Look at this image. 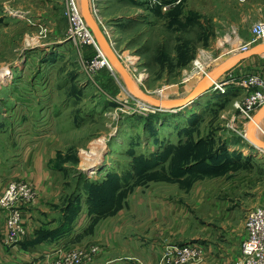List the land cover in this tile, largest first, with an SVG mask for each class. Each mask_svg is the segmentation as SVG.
I'll list each match as a JSON object with an SVG mask.
<instances>
[{"label":"rangeland","instance_id":"rangeland-1","mask_svg":"<svg viewBox=\"0 0 264 264\" xmlns=\"http://www.w3.org/2000/svg\"><path fill=\"white\" fill-rule=\"evenodd\" d=\"M87 5L143 94L185 99L200 82L205 91L176 111L160 109L132 93L81 0H0V193L25 179L34 152L47 146L51 195L40 203L57 220L44 228L59 230L67 208L64 226L78 231L73 243L128 226L160 247L149 264H210L206 246L224 229L219 221L244 225L264 197V152L248 139L264 143V128L239 118L235 103L250 91L249 76H264V57L236 60L250 50H235L258 11L249 0ZM213 81L226 83L225 94ZM84 241L58 248L97 246L86 263L95 264L100 246ZM187 246L198 250L184 262L171 259Z\"/></svg>","mask_w":264,"mask_h":264},{"label":"crops","instance_id":"crops-1","mask_svg":"<svg viewBox=\"0 0 264 264\" xmlns=\"http://www.w3.org/2000/svg\"><path fill=\"white\" fill-rule=\"evenodd\" d=\"M245 1L248 2V0ZM249 4L253 7L252 9L258 11V13L253 16V18H255L254 20L257 21L264 19V0H249ZM243 20L244 18L241 17L240 21ZM248 31L245 34L246 40L250 37ZM261 46L264 45H252L249 50ZM254 57H264V54H252L246 56L244 59L247 60ZM249 122H253L261 128H264V105L254 111L253 119L249 120ZM38 147L40 146L38 145ZM48 155L47 146L36 150L32 157L34 158L32 162L33 171L24 172L23 174V177L32 182L35 186V189L37 190V198L34 201L35 204L33 203V206H28L23 210V220L27 228L26 235L13 245L5 246L3 244L2 233L4 214L0 211V263H40L46 256L45 249H49L51 252L60 246L64 247L66 245L86 242L84 240L96 242L100 246V254L97 256L95 264H140V261L144 264H149L157 255H159L161 250L159 246H147L149 235L145 230L141 228L132 229L128 226L103 228L98 234H95L93 238L86 236L83 239H80V242L76 243H73L72 241L76 240L78 231H66L58 233L54 238H47L33 244L27 243V241L34 239V234L38 230L42 228L44 229V226L52 227L57 220L53 215H48L45 208H41L42 204L40 203L47 198L48 195H51L48 187L45 185L49 178L48 162L50 161V158ZM31 209L43 210L42 217H36L34 214L36 211ZM220 224L224 229H216L217 234L215 239L208 242V245L206 246V258L210 259V264H234L239 256V247L244 236V225L242 223L241 226H232L228 220L219 221L218 225ZM137 234H143L144 237ZM176 239L179 240L180 237H177ZM40 251H43V256H41L42 252Z\"/></svg>","mask_w":264,"mask_h":264},{"label":"built area","instance_id":"built-area-1","mask_svg":"<svg viewBox=\"0 0 264 264\" xmlns=\"http://www.w3.org/2000/svg\"><path fill=\"white\" fill-rule=\"evenodd\" d=\"M256 44L264 45V19L253 24L249 39L238 43L235 50L237 53H243ZM243 83L250 91L240 104L235 101L238 117L252 120L254 111L264 105V76L251 75ZM212 84L214 89L225 91V82L213 81ZM36 198L35 186L26 179L10 180L3 188L0 193V211L4 214L2 241L5 246L17 243L26 235L23 210ZM244 217V236L240 243L239 256L234 264H264V197L257 206L250 207ZM97 249V246H92L88 250L58 248L55 253L53 251L46 253L40 264H86ZM197 250L195 246L175 248L171 253V259L175 262H184L191 252ZM167 260L171 262L169 258Z\"/></svg>","mask_w":264,"mask_h":264},{"label":"water","instance_id":"water-1","mask_svg":"<svg viewBox=\"0 0 264 264\" xmlns=\"http://www.w3.org/2000/svg\"><path fill=\"white\" fill-rule=\"evenodd\" d=\"M81 7H82V12L83 15L88 22V24L91 26L93 29L96 38H97V43L99 44L100 48L106 52V54L112 59V61L116 64L118 69L120 70L121 74L123 75L128 87L132 90V93L140 98H143L145 100L150 101L152 104L158 106V108L163 109V110H168L171 108V111H176L179 108L187 105L189 102L193 101L195 98L200 96L205 90L202 89V83L200 82L195 89L192 91L189 97L185 99H178V100H156L152 97H149L145 94H143L132 82L130 81V78L124 69L123 65L119 61V59L116 56V53L114 49L111 46V43H109L106 38L101 35V33L97 30L95 24L92 21L91 14L88 11V5H87V0H81ZM252 54H264V46L261 47H254L252 48L249 52L236 57V60H239L240 58H245L246 56L252 55ZM249 141L259 150L264 152V143L260 142L258 140H254V138L250 135L249 136Z\"/></svg>","mask_w":264,"mask_h":264},{"label":"trees","instance_id":"trees-1","mask_svg":"<svg viewBox=\"0 0 264 264\" xmlns=\"http://www.w3.org/2000/svg\"><path fill=\"white\" fill-rule=\"evenodd\" d=\"M64 211H65V213H64V215L62 217V220L59 221V226H58L59 230L55 231L54 233H51L52 230H47L46 228L40 229V230L37 231L39 236H36V238L29 240V241H31L30 244L37 243V242L42 241V240L47 239V238H54V237H56V235L58 233L70 231L67 226H64V224L66 223V220H67L66 219L67 215H68L67 208L66 209L64 208ZM41 232L46 233V234L45 235H43V234L41 235Z\"/></svg>","mask_w":264,"mask_h":264},{"label":"bare ground","instance_id":"bare-ground-1","mask_svg":"<svg viewBox=\"0 0 264 264\" xmlns=\"http://www.w3.org/2000/svg\"><path fill=\"white\" fill-rule=\"evenodd\" d=\"M97 46V45H96ZM98 47V46H97ZM2 78H4V77H2ZM210 80H213V78H210ZM196 81V80H195ZM133 84V83H132ZM196 84V83H195ZM163 91V90H162ZM165 91V90H164ZM220 94H225V91H226V89H225V91L224 92H222V91H220V90H217ZM160 92V91H159ZM165 95V94H164ZM248 126V125H247ZM252 135V134H251ZM102 139V138H101ZM102 142H103V140H102ZM97 143H98V141H97ZM101 144V143H100ZM102 146V145H101ZM96 151H98V150H96ZM94 154H97L96 152H95V150H94Z\"/></svg>","mask_w":264,"mask_h":264}]
</instances>
